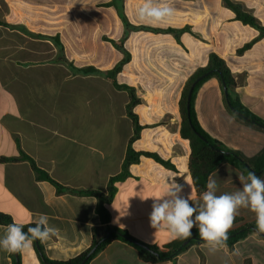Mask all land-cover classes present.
I'll return each instance as SVG.
<instances>
[{
  "label": "crops",
  "instance_id": "crops-1",
  "mask_svg": "<svg viewBox=\"0 0 264 264\" xmlns=\"http://www.w3.org/2000/svg\"><path fill=\"white\" fill-rule=\"evenodd\" d=\"M111 1L0 0V23L6 25H0V212L25 224L37 213L47 214L50 224L59 229L57 236L42 243L50 260L77 256L89 247L94 230L102 237L105 229L95 214V197L56 193L51 184L35 178L20 155L74 190L104 191L109 178L120 173L133 134L126 114L128 94L102 75L76 71L86 67L109 71L123 59L104 38H124L129 54L116 82L133 88L139 100L132 112L142 128L132 149L154 153L174 167L167 169L142 156L117 185L108 204L110 225L138 242L162 248L175 240L165 226L152 228L149 219L151 197L165 191L168 183L184 185L183 194L189 193L193 203L200 198L188 170L189 145L180 137L178 101L188 77L206 65L209 54L224 60L240 103L264 120V36L237 20L222 0H162L174 8V15L157 25L139 20L137 12L144 0H122L125 19L137 28L126 35L116 9L108 5ZM230 1L242 5L264 27V0ZM167 30L180 31L178 39ZM192 107L200 127L229 151L252 158L264 147L263 132L230 114L215 77L200 85ZM240 172L220 164L213 172L219 192L235 191ZM236 217L242 222L231 229L244 223L256 225L255 214L248 209H241ZM246 260L264 264V241L255 231L231 250L225 247L213 253L205 243L193 245L177 256L175 264H244ZM10 262L9 253L0 251V264ZM20 264H40L33 245L20 253ZM90 264L146 263L138 260L133 248L114 241Z\"/></svg>",
  "mask_w": 264,
  "mask_h": 264
},
{
  "label": "trees",
  "instance_id": "trees-1",
  "mask_svg": "<svg viewBox=\"0 0 264 264\" xmlns=\"http://www.w3.org/2000/svg\"><path fill=\"white\" fill-rule=\"evenodd\" d=\"M222 2L224 6L234 12L237 20H239L243 24L257 29L260 32V36H264V27H261L258 21L254 17H252L242 5L234 3L230 0H222ZM108 5L114 6V8L116 9L118 17L125 26V35L129 30L137 29L136 27L131 26L125 19L123 14L122 0H112ZM0 25L6 27L4 23H0ZM167 32L173 33L175 38L178 39L180 31L167 30ZM104 40L108 41L116 50L120 51L124 56L123 59L109 71L100 72L92 67L76 69V71L83 75H102L112 84L115 89L124 90L128 94L129 101L126 105V114L133 124V134L128 140L120 173L109 178L106 189L104 191L74 190L64 187L51 179L47 173L38 168L34 161L25 154L22 153L20 155V158L28 161L37 180L46 181L51 184L55 188L56 193H68L77 196L95 197L97 201L95 206V214L98 216L100 224L104 226L105 235L100 237L94 230L89 247L77 256L63 261L48 259L44 253L42 243L38 240L33 242V249L40 264H90L92 260L109 244L114 241H120L133 248L136 252L138 260L143 263L156 264L163 261H171L172 264H175L176 258L179 254L183 253L193 245L205 243L199 235V230L193 229L191 237L187 239H175L162 248H159L156 246L144 245L130 237L125 231L110 225L108 204H110L115 195L117 185H119L129 177L128 168L131 164L137 163L140 157L144 156L151 158L156 163L162 165L167 169L174 170V167L168 161L162 160L158 155L154 153L136 152L132 149V143L139 137V133L142 128L138 124V120L132 112L133 108L137 104H139V100L136 98L133 88L126 85H119L116 82V76L121 71L123 65L128 62L129 54L123 47L124 38L119 41H113L106 38H104ZM56 45H58L60 50L62 51V47L57 41ZM250 45L251 43L246 44L243 48L238 50V53L243 52L245 49L249 48ZM61 61L66 65L68 64L63 57H61ZM211 77H215L220 81L221 85H224L226 87V94L229 104V107H227L230 114L236 120L241 121L246 125L252 126L264 133V120L252 114L240 103L238 96L234 91L236 83L224 60L213 53L209 54L206 65L204 67L197 68L188 77L182 88L178 101L181 120L180 137L184 140H187L189 145L190 154L188 160V170L192 185L198 195L206 190V183L209 175L212 174L216 170V168L223 163L235 166L245 174L250 170L254 171L259 176H262L264 174V170H262V168L264 167V147L254 157L246 158L239 152L229 151L228 149H226L219 141L211 138L200 127L192 107V102L194 95L200 85ZM193 83L195 84L190 96L189 112H187V97ZM247 119L250 120V122L247 121ZM224 152H228L233 155H225ZM1 160L15 161L16 159L2 158ZM247 167H249L250 170ZM12 222L13 221L8 214L0 212V226H5ZM240 222H242V219L240 217H236L234 219L233 226L239 224ZM25 225L26 231L27 224ZM249 226H253L255 230H249ZM254 231L257 232L255 223H244L234 229L229 230L227 247L231 250L236 242L244 239L247 235ZM108 232L109 234L107 235ZM262 240L264 241V237H262ZM185 241H188V243L181 249L177 256L172 257V253L179 247L181 243ZM9 256L11 260L10 264H20V253L9 254ZM244 264H250V261L246 260Z\"/></svg>",
  "mask_w": 264,
  "mask_h": 264
},
{
  "label": "clouds",
  "instance_id": "clouds-1",
  "mask_svg": "<svg viewBox=\"0 0 264 264\" xmlns=\"http://www.w3.org/2000/svg\"><path fill=\"white\" fill-rule=\"evenodd\" d=\"M141 22L160 24L174 15V8L162 0H144L137 12ZM239 187L232 192H219L215 173L210 174L206 190L193 203L189 193L183 194L184 185L173 180L166 190L151 197V227L165 226L172 239H187L198 228L201 239L210 252L227 247L229 230L241 209L255 214L256 231L264 234V178L254 171L237 174ZM219 193V194H218ZM94 199V198H93ZM25 223L13 222L0 230V251L9 254L24 253L32 248L34 241L46 243L59 234V229L50 224V217L37 213Z\"/></svg>",
  "mask_w": 264,
  "mask_h": 264
},
{
  "label": "water",
  "instance_id": "water-1",
  "mask_svg": "<svg viewBox=\"0 0 264 264\" xmlns=\"http://www.w3.org/2000/svg\"><path fill=\"white\" fill-rule=\"evenodd\" d=\"M194 84L195 83H193L192 84V86H191V88H190V90H189V93H188V97H187V106H186V108H187V112H189V106H190V96H191V93H192V89H193V87H194ZM222 90H223V94H224V98H225V101H226V104H227V106L229 107V104H228V98H227V94H226V87L224 86V85H222ZM247 121H249L250 122V120H248L247 119ZM224 154L225 155H233V154H231V153H228V152H224ZM249 170H250V168L249 167H247ZM262 170H264V167L262 168ZM250 171H252V170H250ZM248 229L249 230H255V228L253 227V226H249L248 227ZM258 233V232H257ZM109 234V232L107 233V235ZM261 237H264V234H261V233H258ZM188 243V241H185V242H183V243H181L180 245H179V247L172 253V257H174V256H177V254L181 251V249L186 245Z\"/></svg>",
  "mask_w": 264,
  "mask_h": 264
}]
</instances>
